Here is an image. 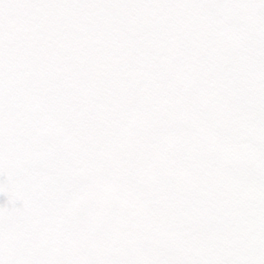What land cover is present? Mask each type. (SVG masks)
<instances>
[{"label":"snow or ice","instance_id":"snow-or-ice-1","mask_svg":"<svg viewBox=\"0 0 264 264\" xmlns=\"http://www.w3.org/2000/svg\"><path fill=\"white\" fill-rule=\"evenodd\" d=\"M0 264H264V0H0Z\"/></svg>","mask_w":264,"mask_h":264}]
</instances>
